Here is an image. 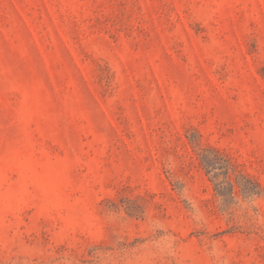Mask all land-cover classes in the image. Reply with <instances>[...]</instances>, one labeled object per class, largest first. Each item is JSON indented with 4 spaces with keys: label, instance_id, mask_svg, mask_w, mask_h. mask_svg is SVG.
I'll return each instance as SVG.
<instances>
[{
    "label": "rangeland",
    "instance_id": "rangeland-1",
    "mask_svg": "<svg viewBox=\"0 0 264 264\" xmlns=\"http://www.w3.org/2000/svg\"><path fill=\"white\" fill-rule=\"evenodd\" d=\"M0 264H264V0H0Z\"/></svg>",
    "mask_w": 264,
    "mask_h": 264
},
{
    "label": "trees",
    "instance_id": "trees-1",
    "mask_svg": "<svg viewBox=\"0 0 264 264\" xmlns=\"http://www.w3.org/2000/svg\"><path fill=\"white\" fill-rule=\"evenodd\" d=\"M212 156L214 158H217L218 160L221 161L219 164V168L222 169L223 171H217L215 172L214 169L217 168L216 164L212 161ZM200 160L201 163L203 164V167L205 168L207 173L212 172V178L215 180L214 182V188L217 194L221 195L224 197V200L226 199V191L229 189V187H232L231 182L228 179H219V175L224 174L226 175L228 170L230 169L231 164L229 163L228 159L224 157L221 153L218 152V150H215L213 148H206L203 149L201 154H200ZM236 181L241 185V188L244 189L245 191L250 192L251 189H249L248 185L246 184H254L253 181H251L249 178H246L242 174H237L236 175ZM246 185V186H245Z\"/></svg>",
    "mask_w": 264,
    "mask_h": 264
}]
</instances>
